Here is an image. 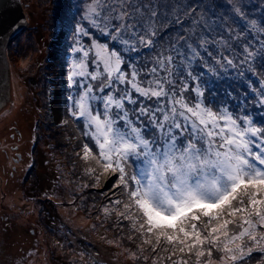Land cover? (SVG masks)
<instances>
[{
    "label": "snow or ice",
    "instance_id": "1",
    "mask_svg": "<svg viewBox=\"0 0 264 264\" xmlns=\"http://www.w3.org/2000/svg\"><path fill=\"white\" fill-rule=\"evenodd\" d=\"M85 19L111 43L93 39L89 48L73 49L83 58L68 74L77 88L68 110L88 138L81 159L96 165L86 172L99 168L97 183L112 175L122 190L124 199L112 202L122 207L105 214L130 221L151 264H248L253 252L264 253V120L205 95L192 64L201 59L196 43L207 51L209 38L178 35L158 49L160 19L140 0H92ZM257 31L264 34V26ZM260 45L251 51L245 44L239 65L251 69L257 56L264 64V39ZM142 49L155 55H132ZM208 55L222 68L238 67L223 52L220 59ZM138 249L134 260L148 250Z\"/></svg>",
    "mask_w": 264,
    "mask_h": 264
},
{
    "label": "rangeland",
    "instance_id": "2",
    "mask_svg": "<svg viewBox=\"0 0 264 264\" xmlns=\"http://www.w3.org/2000/svg\"><path fill=\"white\" fill-rule=\"evenodd\" d=\"M171 1L172 7L196 4L197 19L193 16L179 18L178 23L172 24L181 26L185 31L196 24L199 27V37L208 36L200 31L203 29L200 20H206L210 13L219 10L218 20L212 25L213 31L219 34L216 38H213L211 33L209 36L214 49L221 45L218 38L223 35V28L225 33H228L224 38L232 40L229 34L234 33V25L243 32V47L249 43H253L251 51L261 47L260 40L264 39V35L258 34L257 30L264 26V19L260 22L256 20L260 24L256 23V28L252 27L251 21L252 15L264 5L262 0H214L213 4L211 0H188L186 3L182 0ZM43 2L40 6V0H23L32 21L24 26L23 31H19L22 32L17 37L14 38L17 34L13 36L17 96L13 104L0 112V264H151L153 254L148 246L142 245L140 235L132 231L130 221H126V225L120 229L116 226L117 222L113 225V215L116 212L112 213L113 215L105 214V208H111V200L124 199L122 190L114 187L116 179L113 178L110 189L104 193L105 199L101 197L95 202L98 206L102 205L103 211L97 213L96 221L92 211L85 209L86 203L78 198L79 192H75L82 186L72 185L68 177V167L72 161L93 167L96 165L94 162L79 159L80 156L76 153L82 150L88 138L81 135L82 125L74 121L68 110L71 100L68 99L67 92L64 91L66 87L62 83L66 79L69 81L71 68L67 69L65 78L61 76V70L57 73L47 71L53 68L52 66L55 68L61 64H57L60 58L51 50L53 46L63 43L66 33L60 27L55 34L49 31L46 18L50 13L47 10L51 2ZM140 3L154 8L160 22L171 21L162 15L163 6H160L159 0H140ZM83 4L87 13L92 0H84ZM172 9L174 11V8ZM237 9L240 13H237ZM142 10L146 13L148 11L147 8ZM225 13V19L229 15L230 21L233 19V25L230 27L223 23ZM81 28H84L88 35L79 33V44L77 43L76 47L83 45L87 49L93 39L111 43L97 28L90 33L86 26ZM52 34L54 39L51 41ZM208 49L213 51V45ZM223 54L228 56L227 53ZM240 54L243 55V48L240 49ZM81 58L83 56L74 60ZM259 62L264 65L261 58ZM253 68L257 70L255 60ZM260 72L264 80V73ZM209 73V69L204 70L203 83L206 75H211ZM76 79L84 81L79 77ZM224 81L227 82V79L224 78ZM52 83L54 85H51ZM260 90L261 86L257 82L253 83L245 111L254 112L255 103L259 100L253 102L252 93H260ZM209 92L208 90V94ZM220 93L221 91H212L215 100L221 101ZM98 171L99 168L97 175ZM105 176L108 178L112 175ZM95 185L100 188V180L99 183L96 180ZM49 201L53 202L50 204ZM98 220L102 222L99 224ZM106 222L114 227L113 230L109 229ZM51 226L58 230L53 231ZM120 233L124 234L127 240L130 238L126 244L131 245V249L122 246L118 239ZM138 246L148 249L145 251L148 260L142 258L145 263L137 262L131 255H127L128 251L131 254L138 253ZM257 252L260 255L251 256L248 264H264V254Z\"/></svg>",
    "mask_w": 264,
    "mask_h": 264
},
{
    "label": "trees",
    "instance_id": "3",
    "mask_svg": "<svg viewBox=\"0 0 264 264\" xmlns=\"http://www.w3.org/2000/svg\"><path fill=\"white\" fill-rule=\"evenodd\" d=\"M83 1L84 0H47V2H51V6L47 10V12H50V13L48 14V18H46V23H47V27L49 28V31L51 30L52 33L55 34L56 31H58V28L60 27L61 29L65 30L64 32L66 33V37L63 43L60 46H53L51 50L55 52L54 54L56 55V57L58 56V58H60L57 64H60V63L61 64L58 67H55V68H60V69L59 70L55 69L54 66H52L53 68H51L50 70L47 69L48 73L50 72L57 73L58 71L61 70L62 71L61 76L63 75V77L65 78L68 73L67 69L71 68L68 66L72 65V61L75 58H78L79 56L82 57L80 53H76L72 51V48L73 49L76 48L77 41L79 40L78 37H80V34L77 32L78 27L81 28L83 25L86 26V29L88 30L89 33L93 32L96 29L95 27L91 25L88 19H85L86 11L84 9L85 6L83 4ZM159 1H160V6H163L161 10L162 15L171 21L170 22L163 21V22H160L159 25H157V29L159 33L157 37L159 41L158 49L160 47L168 48L172 43L176 41L178 35L179 36H190L192 39V42H196L199 37V34H198L199 27L196 24L193 27L188 28V31L182 30L181 26L178 27L172 24V23H178L180 21L179 18L186 19L187 17L193 16L195 19H197L196 18L197 11L195 8L196 4L193 3L191 6H187V7H184V6L172 7L173 5H172L171 0H159ZM182 1L183 3H186L188 0H182ZM40 2H41L40 3V6H41V4H43L44 2L43 0H40ZM210 2H212V4L215 3L214 0H211ZM262 2H264V0H262ZM176 7H177V10H176ZM172 8H174V11ZM213 9L211 10L213 11ZM218 11H219L218 9L217 11L214 10L212 13L209 14V17L206 20H203V21L200 20L199 22L200 26L203 28L200 31L208 35L206 37L209 38V41H210V37H209L210 33L212 34L213 38H216L219 34V32L213 31V28H212V25L216 22V20H218L217 19L219 17ZM24 12H25V15L28 21L27 23H29L30 21L29 14L26 13L25 9H24ZM225 17H227L226 13L223 15L224 19ZM262 19H264V5L260 6L258 10L252 15V21L257 20L260 22V20L262 21ZM223 23L228 24L227 27H230L233 25V19H231L230 21V15H229L228 18L223 21ZM224 24H222L223 27H224ZM257 24L260 25L259 23ZM233 28H234V33H232L231 35L229 34V38L232 39L230 41L227 38L226 39L224 38L225 36L226 37L228 36V33H225V28L222 29L223 35H220L218 38V40L221 43V45L218 46V49L216 48L214 49V44H212L211 41L206 45L207 51H205L204 48H200L199 43H196V47L201 52V59L194 61L192 64V68L197 75L201 76V78H202V74L204 70L206 69L208 70V65H211L212 67L216 69L215 73L211 72L209 73L211 74L210 76L206 75V79L204 82L205 85H207L206 87L207 92L205 91V95L209 96V99H212L213 97L212 91L213 92L221 91L220 95L222 96V99L221 101H219L218 99L215 100V102H218V103L214 102L216 106H219V104H225L229 106L230 110L234 112L236 111L238 114H248L252 118L256 119L255 121L260 122L261 119L264 120V105H261L260 103L261 97L259 93L257 94L256 92L252 93L251 98H253V102H256V99L259 100L258 102L255 103L254 112L252 113L250 111H245V110H247V106H248L247 98H249L248 96H249L251 86L255 82H257L261 86L260 81H262L263 77L260 71H263L264 73V65H260L259 61L261 57H258V56H257L258 58L255 59V62L257 63V70H255L254 68L252 69V66H251V69H249L248 65H239V60L243 58V55L240 54V49L243 48V46L241 45V39H243V32L240 31L235 25ZM21 32H18L17 35L14 36V38L17 37ZM54 34L51 35V41L54 39L53 38ZM237 34H239V37H237ZM225 44L227 45V47L224 46ZM249 44L251 46L253 45V43H249ZM182 45H183V41H180V44L178 45V47ZM212 45H213V51L208 49ZM257 49L258 48H256V50ZM182 50L187 51L186 48ZM208 51L212 52L213 56H215L216 59L221 58L220 57L221 52L227 53L228 56H231L230 58L235 57L238 67L236 68H233L230 66L223 67V68L220 67L219 65L216 64V60L207 54ZM132 55L140 56L145 59H149L152 55H155V53L154 52L150 53L148 49H142L140 53L138 54L133 53ZM54 64L55 63H53V65ZM149 66L151 65L149 64ZM90 70H93V67L91 65H90ZM241 73H243V75H241ZM214 76H216V78H214ZM10 78H11V72H10ZM224 78L227 79V82L224 81ZM66 80H64L62 84L65 85L66 87L64 91L67 92L68 99L71 100L70 99L71 96L77 92V89H75L69 83V81L67 82ZM81 83H87V81H83ZM51 85H54V83H52ZM10 89H9V93L11 94ZM208 90L210 91L209 94H208ZM15 93L13 89V94L15 95ZM232 103L234 104V107ZM74 121L79 122V121H76L75 119ZM80 125H82L81 122H80ZM76 153L78 156H80L79 159H81V156L83 154L82 150L79 151V153L78 152ZM88 167L90 166L86 165L85 163L72 161L71 163H69L68 177L70 178L72 185L80 184L82 186L80 187V189L75 190V192H79L80 197L78 198L86 203V205L84 206L85 209L88 208L89 210H91L92 214L94 215V218L97 221L98 219L97 213H101L103 211L101 210L102 205L98 206L95 204V202L97 199L99 200L101 197L102 199H105L104 193L110 189L109 185L112 184L113 178L116 179V177L111 176V177L105 178L106 176H101L100 177L101 187L99 188L97 187V185H95L96 184L95 177L97 176L96 172L92 174H88L86 172V169ZM98 174H99V171H98ZM51 202L49 201L50 204ZM111 202H113V200H111ZM111 208H114L113 203L111 204ZM116 215L117 214L113 215V218H114L113 225L117 222L116 226L118 225L121 229L124 225H126L124 223H126V221L128 220H124L121 217L116 216ZM98 222L100 224L102 220H98ZM106 224L108 225L110 230H113L114 227L110 223L108 224V222H106ZM51 227L53 228V231L55 232L58 230V228L56 227H53V226ZM138 234L139 233H137V235ZM118 239L120 240L124 248L126 249L132 248L131 245L126 244V243H129L130 238L127 240V237L124 234L120 233L118 236ZM257 253H258L257 251L253 252L252 256L260 255ZM75 255L76 254H73V256ZM127 255L132 256V254L129 251ZM146 255L147 254H145L144 252L143 255L140 256V259H135V260H137V262H144L142 258Z\"/></svg>",
    "mask_w": 264,
    "mask_h": 264
},
{
    "label": "water",
    "instance_id": "4",
    "mask_svg": "<svg viewBox=\"0 0 264 264\" xmlns=\"http://www.w3.org/2000/svg\"><path fill=\"white\" fill-rule=\"evenodd\" d=\"M24 9L29 14L23 0H0V112L13 104L17 96L12 38L28 24ZM29 20L30 23V15Z\"/></svg>",
    "mask_w": 264,
    "mask_h": 264
},
{
    "label": "bare ground",
    "instance_id": "5",
    "mask_svg": "<svg viewBox=\"0 0 264 264\" xmlns=\"http://www.w3.org/2000/svg\"><path fill=\"white\" fill-rule=\"evenodd\" d=\"M17 88V87H16Z\"/></svg>",
    "mask_w": 264,
    "mask_h": 264
}]
</instances>
